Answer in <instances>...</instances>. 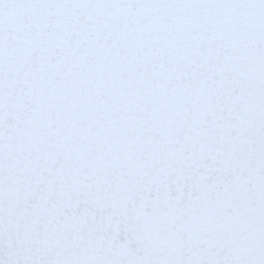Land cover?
Masks as SVG:
<instances>
[{"label": "snow or ice", "instance_id": "obj_1", "mask_svg": "<svg viewBox=\"0 0 264 264\" xmlns=\"http://www.w3.org/2000/svg\"><path fill=\"white\" fill-rule=\"evenodd\" d=\"M0 264H264V0H0Z\"/></svg>", "mask_w": 264, "mask_h": 264}]
</instances>
